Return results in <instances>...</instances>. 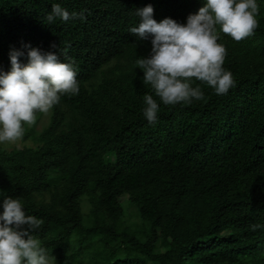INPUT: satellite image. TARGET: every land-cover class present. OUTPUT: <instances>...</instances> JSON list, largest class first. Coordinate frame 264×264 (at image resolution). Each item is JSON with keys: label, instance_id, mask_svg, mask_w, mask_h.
<instances>
[{"label": "trees", "instance_id": "obj_1", "mask_svg": "<svg viewBox=\"0 0 264 264\" xmlns=\"http://www.w3.org/2000/svg\"><path fill=\"white\" fill-rule=\"evenodd\" d=\"M256 2L252 36L237 42L217 26L235 87L217 95L193 78L204 99L170 106L136 64L151 39L129 30L136 9L151 4L158 23L186 24L205 0H0V71H11L14 49L27 64L30 45L74 62L80 88L61 96L40 133L24 134L36 147L0 146V213L3 199L19 198L44 221L33 235L56 264H264V0ZM55 3L86 19L48 24ZM145 95L160 105L154 125ZM123 196L143 234L124 224Z\"/></svg>", "mask_w": 264, "mask_h": 264}, {"label": "clouds", "instance_id": "obj_2", "mask_svg": "<svg viewBox=\"0 0 264 264\" xmlns=\"http://www.w3.org/2000/svg\"><path fill=\"white\" fill-rule=\"evenodd\" d=\"M85 11L70 13L55 3L46 21L84 20ZM258 14L256 0H205L197 14L188 16L186 24L171 18L158 23L151 4L136 9L140 22L129 31L142 41L151 39L149 56L136 61L143 70V82L151 86L164 105L170 106L204 99L201 88L192 86L193 78L206 83L217 95H226L236 81L224 68L227 49L217 42V26L239 42L254 34ZM24 47L28 49L29 62L22 64L19 58L24 51L14 49L10 52L11 71H0V144L22 140L24 125H34L37 113H48L60 103L62 95H77L80 90L74 62H61L53 52ZM144 102L143 115L154 125L160 105L153 95H145ZM2 207L0 264H56V258L33 235L44 221L26 214L19 198L3 199ZM258 227L251 225L254 231Z\"/></svg>", "mask_w": 264, "mask_h": 264}, {"label": "rangeland", "instance_id": "obj_3", "mask_svg": "<svg viewBox=\"0 0 264 264\" xmlns=\"http://www.w3.org/2000/svg\"><path fill=\"white\" fill-rule=\"evenodd\" d=\"M52 114V109L48 113H44L41 117H37L36 123L32 126H25V134L30 132L32 129L33 131L37 134L40 133L49 123L50 116ZM32 137L29 136L27 138H24L20 141H18L15 144L11 143H5V144H0L1 147L7 149V150H12V149H21L24 147H36L37 142L31 139ZM120 204L122 205L124 209V216H123V222L126 226H129L134 230L135 232L138 233H144V223L140 219L138 215L137 209L130 204L128 201V196H123L119 199ZM90 209V205L88 204L87 201H84L83 204V210L85 213H88ZM146 227V226H145Z\"/></svg>", "mask_w": 264, "mask_h": 264}]
</instances>
